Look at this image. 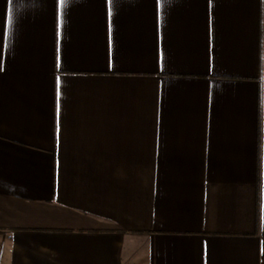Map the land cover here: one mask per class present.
I'll use <instances>...</instances> for the list:
<instances>
[{
	"label": "crops",
	"instance_id": "obj_1",
	"mask_svg": "<svg viewBox=\"0 0 264 264\" xmlns=\"http://www.w3.org/2000/svg\"><path fill=\"white\" fill-rule=\"evenodd\" d=\"M0 264H264V0H0Z\"/></svg>",
	"mask_w": 264,
	"mask_h": 264
}]
</instances>
